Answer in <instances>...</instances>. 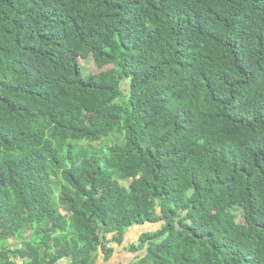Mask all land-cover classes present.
Returning <instances> with one entry per match:
<instances>
[{
    "label": "trees",
    "instance_id": "1",
    "mask_svg": "<svg viewBox=\"0 0 264 264\" xmlns=\"http://www.w3.org/2000/svg\"><path fill=\"white\" fill-rule=\"evenodd\" d=\"M144 222L131 264H264V0H0V264Z\"/></svg>",
    "mask_w": 264,
    "mask_h": 264
},
{
    "label": "crops",
    "instance_id": "2",
    "mask_svg": "<svg viewBox=\"0 0 264 264\" xmlns=\"http://www.w3.org/2000/svg\"><path fill=\"white\" fill-rule=\"evenodd\" d=\"M140 235L141 232H139L138 225L128 227L123 235L122 243L112 242L111 245L109 244L113 248L110 256L106 259L103 252L100 251L95 259V264H131L138 256L135 252H130L126 249L131 244V241L136 240L138 242Z\"/></svg>",
    "mask_w": 264,
    "mask_h": 264
},
{
    "label": "rangeland",
    "instance_id": "3",
    "mask_svg": "<svg viewBox=\"0 0 264 264\" xmlns=\"http://www.w3.org/2000/svg\"><path fill=\"white\" fill-rule=\"evenodd\" d=\"M79 66H80V69H81V72L83 74H88V73H96L98 72L100 69L98 67H96L92 61V59L90 57H87V58H80L79 59ZM112 65H105L103 67V69H107V68H111ZM128 87L127 83L125 81H123L122 83V88L123 89H126ZM116 141V137L115 136H112L111 138H109V140L105 139V140H102V141H99V142H94L93 143V146L94 148L96 149H99V150H102L105 145H109V144H112L113 142ZM157 228H159V223H149V222H144L143 224H139L138 225V229H139V232H141V234H144V233H147V232H153L155 231ZM112 237L111 233L107 234L106 235V238L107 239H110ZM108 244L111 245L112 242H108ZM131 243H137V241H131ZM127 251H130V252H135L137 254V256H139V254L142 253L143 249H138V250H131L128 248L127 246Z\"/></svg>",
    "mask_w": 264,
    "mask_h": 264
}]
</instances>
